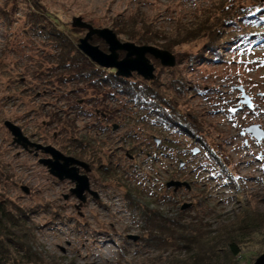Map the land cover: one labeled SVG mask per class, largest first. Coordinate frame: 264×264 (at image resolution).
<instances>
[{"label": "rangeland", "instance_id": "rangeland-1", "mask_svg": "<svg viewBox=\"0 0 264 264\" xmlns=\"http://www.w3.org/2000/svg\"><path fill=\"white\" fill-rule=\"evenodd\" d=\"M216 1L0 0V204L13 216L22 210L29 223L11 228L13 245L0 236V264H167L179 254L182 260L183 250L170 251L178 237L162 240L165 218L198 222L214 236L253 222L234 264H253L264 254V139L245 131L257 126L264 133V25L251 19L227 25L213 62L207 52L213 41L199 38L167 50L176 59L171 68L147 55L154 79L127 78L159 87L179 113L189 114L187 128L154 124V114L126 95L99 88L95 76L115 71L79 63L86 31L71 27L81 17L131 42L116 27L142 19L164 34L152 45L163 49L182 26L217 9ZM228 1L235 6L229 16L264 14V0ZM50 30L80 53L72 52L75 62L65 54L58 59ZM232 35L238 37L225 43ZM90 43L108 53L96 36ZM84 73L89 76L81 78ZM243 94L251 109L241 104ZM5 122L31 143L86 163L82 174L96 196L80 205L70 192L74 183L58 181L39 163L50 156L15 144ZM195 148L200 152L193 155ZM171 181L189 188L174 192ZM222 252L217 264H227Z\"/></svg>", "mask_w": 264, "mask_h": 264}, {"label": "trees", "instance_id": "trees-1", "mask_svg": "<svg viewBox=\"0 0 264 264\" xmlns=\"http://www.w3.org/2000/svg\"><path fill=\"white\" fill-rule=\"evenodd\" d=\"M225 1L226 0H217L215 3L217 9L215 8L214 11L208 13L207 15H204L203 20H201L199 23H196L195 25L192 24L190 27L182 26L180 29H178L177 34L173 33V37L166 39L168 42L162 46L163 49L169 50L173 46L179 44L188 43L199 38H206L210 43L213 41L212 45H214V47L207 51L211 53L212 56L210 57L213 62V58H215L214 56L221 53L220 46L216 43L219 42V39L221 38V36H223L224 28L227 25H230V28H233L235 26L240 27V24L248 19L254 20L255 25L257 26L264 25V14H262V16L258 14L247 15L244 18L237 15L229 16L228 14H232V10H234L235 6L231 4L230 1H228V3H226ZM262 12H264V10ZM237 20H239V22H237ZM217 21H220V25L218 26H216ZM116 30L117 34L123 35L126 40L139 45H158L157 43L159 40V36L164 35L162 32L153 31V29L150 27V24H148L146 21H143L142 19H131L129 24H123L119 28L116 27ZM47 35V39L52 38L49 40H52L54 41V43H56V45H54L55 49L58 48L61 51V53L58 55V59H60L62 55L65 54L68 57L69 61H76V56L72 54V52L76 50L68 45L67 41L59 32H53L52 30H50L48 31ZM233 35L228 36L225 43L228 42V39L230 38L236 39V37H238ZM76 53L78 55L80 54L78 51H76ZM70 55H73L74 58L70 59ZM217 58L218 56L216 57V59ZM78 59L79 61L81 60L80 62H78L82 63L83 66H94V64L84 56H80L78 57ZM71 65L73 66V63ZM113 73L115 72L111 71V75H106L105 77L103 76V73L95 76L97 77L96 84L100 85L99 88L109 87V92L112 94L115 93L122 96L126 95L131 104H135L136 107L149 112L147 113L148 116L154 114L155 121L151 120V122L154 124H167L169 127L173 126V124H180L181 126L179 127L183 128H187L191 125V121L190 119H188L189 114L179 113V111H177L175 107L171 105V101L167 100L168 98H166L163 93L157 91L159 87L148 85L143 81L133 82L128 80L127 78H119L116 77ZM84 76L88 77L89 75L84 73L82 77H79L84 78ZM102 76L104 78H102ZM91 85L97 87L95 85V82L91 83ZM107 171H109V174L112 171L114 172L115 169L107 168ZM20 211L22 216H18L17 213L14 216L12 214H7L4 210V206L0 204V236L5 239L0 240L4 241V243L6 242L7 244L13 245V243L15 242L10 238L13 235L12 232H10L12 231L11 228H19L24 225H29L28 221H26V213L22 210ZM152 214L153 213H150V218L151 216H153ZM180 214L181 213L179 212V217H181ZM157 217L161 218L162 216L159 215ZM165 219L167 224L159 226L162 228L161 230L162 233H164L163 236L165 237L162 240H167L166 236H177V242L179 243L177 245H173L170 251L176 250L180 253L183 250V254L185 255L181 260L179 259V255L181 254H179L175 257V259H172L173 261H170L167 264H217L219 259L221 258L219 253L220 251H223V257L228 260L227 264H234L233 260L237 259L239 256V250L237 247H240V245L245 242L243 240V237L245 234H247L246 230L249 231V229L247 228L249 227L248 225L254 224L253 222H249L246 224L238 225L236 226L237 228H230L227 230V232L225 230L221 233L218 231L219 233L217 232V236H214L211 235L210 232L204 233L202 231V228L204 227L200 224H197L198 222L181 223L180 220L170 218ZM223 233H226V235ZM168 243H171L169 239ZM18 252L21 253L19 250Z\"/></svg>", "mask_w": 264, "mask_h": 264}, {"label": "water", "instance_id": "water-1", "mask_svg": "<svg viewBox=\"0 0 264 264\" xmlns=\"http://www.w3.org/2000/svg\"><path fill=\"white\" fill-rule=\"evenodd\" d=\"M71 27L86 31L85 36L79 40L77 45L78 50L97 66L104 69H114L115 75L118 77L129 78L133 73H136L144 80L148 81L154 79L155 68L147 55L158 60L163 67L171 68L176 64L175 56L167 50L152 45L138 46L132 42H121L112 30L107 28H94L90 24L84 22L81 17H74ZM93 36L104 41L107 45L108 53L101 51L98 46H94L90 43ZM119 52L124 53L123 58H119ZM241 97L243 98L241 103L251 109L252 104L249 98L244 94ZM5 125L14 137L13 141L15 144L21 145L24 150H27L28 147H35L36 151L41 149L44 154L50 156V158L41 159L39 163L47 167L49 174L56 179L60 181L66 179L74 183V188L71 190V193L77 197L80 201V205L85 201V192L90 193L92 196H96V194L89 189L87 177L78 173V167L88 171L86 163L65 156L51 146L42 147L31 143L22 135L18 127L9 122H5ZM245 131L258 142L264 139V133L259 130L257 126H250L246 128ZM196 153L197 150H194L193 154ZM182 186L187 189L189 188L186 182L171 181L167 183V187H174V190ZM188 207L189 204L182 205L181 209L184 210ZM253 264H264V254L260 255Z\"/></svg>", "mask_w": 264, "mask_h": 264}, {"label": "flooded vegetation", "instance_id": "flooded-vegetation-1", "mask_svg": "<svg viewBox=\"0 0 264 264\" xmlns=\"http://www.w3.org/2000/svg\"><path fill=\"white\" fill-rule=\"evenodd\" d=\"M114 71H115V70H114ZM240 101H241V100H240ZM241 104H242V103H241ZM239 109H241V107H239ZM102 118H103V119H107V118L104 117V116H102ZM159 142H160L159 140L155 139V143H156V144H159ZM164 147L167 148V145L164 144ZM194 150H197V153L200 152L199 149L195 148V149L192 150V154H193V151H194ZM197 153H196V154H197ZM159 155H164V154H163V152H159ZM193 155H195V154H193ZM127 156H129V155L127 154ZM69 157H70V156H69ZM147 157H148V159H151V156L148 155V154H147ZM78 168H79V172H78V173H79L80 175H82L83 169H82L81 167H78ZM64 180H66V179H64ZM64 180H62V181H64ZM58 181H60V180H58ZM180 182H184V181H180ZM182 188H185V187H181L180 189H182ZM177 191H178V189L175 190L174 192H177ZM70 192H71V190H70ZM71 194H72V193H71ZM84 196H85V201H84L83 203H85V202L88 200V198H89V196H91V194L88 193V192H85V193H84ZM83 203H82V204H83Z\"/></svg>", "mask_w": 264, "mask_h": 264}]
</instances>
